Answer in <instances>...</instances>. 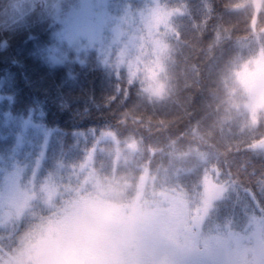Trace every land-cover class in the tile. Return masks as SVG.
Listing matches in <instances>:
<instances>
[{
    "label": "trees",
    "instance_id": "trees-1",
    "mask_svg": "<svg viewBox=\"0 0 264 264\" xmlns=\"http://www.w3.org/2000/svg\"><path fill=\"white\" fill-rule=\"evenodd\" d=\"M164 2L174 28L165 59L168 86L154 96L139 79L107 68L93 54L71 66L52 63L58 19L67 16L60 17L50 0H0V154L18 142L10 120L34 109L53 128L43 178L66 179L68 170L101 149L104 134L115 132L134 151L123 163L111 151L97 154L102 189L136 182L145 169L158 185L196 198L203 194L205 168L214 167L238 197L236 205L229 199L216 207L221 221L245 222L250 208L264 216V147L256 146L264 138V114L252 118L238 79L264 56V0L257 19L252 0ZM257 63L264 66V59ZM98 194L89 191L73 203L80 207L92 200L83 197ZM33 229L26 222L9 250L21 253Z\"/></svg>",
    "mask_w": 264,
    "mask_h": 264
},
{
    "label": "rangeland",
    "instance_id": "rangeland-1",
    "mask_svg": "<svg viewBox=\"0 0 264 264\" xmlns=\"http://www.w3.org/2000/svg\"><path fill=\"white\" fill-rule=\"evenodd\" d=\"M252 1L257 19L263 0ZM50 4L60 17L67 16L62 22L57 18L59 29L51 45V62L66 61L71 66L93 54L107 68L118 73L125 70L131 79H139L152 95L166 92L165 59L171 51L167 41L174 28L164 0H50ZM263 59L262 55L247 64L246 71L238 75L252 118L264 114V66L257 63ZM39 114L33 109L14 123L19 131L22 128L21 140L7 154L0 155V188L7 186L3 191L0 189V227L12 223L10 221L23 213L22 200L29 194L42 202L38 211H25V216L32 218L40 216L43 208L51 215L54 208L58 209L56 201L68 203L69 191L66 190L70 185L76 192L97 179L93 169L97 153L115 151L119 162H126L130 156V145L120 149V139L104 134L101 149L92 152L81 165L70 167L66 179H44L40 176V161L46 155L53 128L46 126ZM256 146L264 147V138L257 141ZM216 178L212 173L205 175L201 200L192 207L190 198L179 192L158 189L146 175L138 180L135 189L136 196L140 193L142 210L133 209L134 204L122 208L120 203L126 204L123 202L118 203L120 208L89 202L85 204L89 206L63 216L54 224L59 228L57 237H48L31 252H23L19 260L23 259L21 262L25 264H235V261L236 264H264V257L256 258L252 234L245 233L250 225L240 235L220 231V220H217L218 229H211L213 222L208 228L205 227L207 222L203 223L204 227L200 226L201 219L227 196V192V198L236 205L235 190H228L227 183ZM53 185L56 188L51 193L49 188ZM127 189V186L119 187L117 193ZM228 199L220 202L225 204ZM1 204L5 205L1 208ZM10 207L17 215L9 216ZM252 214L246 215L249 222ZM47 220L50 219L46 217L42 222ZM225 223L223 227L232 226L230 221ZM257 230L259 237L263 233L264 239V223L261 232Z\"/></svg>",
    "mask_w": 264,
    "mask_h": 264
}]
</instances>
